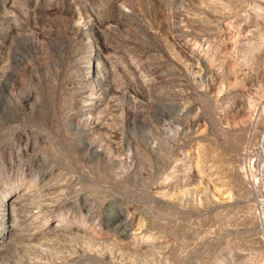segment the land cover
<instances>
[{
	"label": "rangeland",
	"instance_id": "obj_1",
	"mask_svg": "<svg viewBox=\"0 0 264 264\" xmlns=\"http://www.w3.org/2000/svg\"><path fill=\"white\" fill-rule=\"evenodd\" d=\"M0 264H264V0H0Z\"/></svg>",
	"mask_w": 264,
	"mask_h": 264
}]
</instances>
